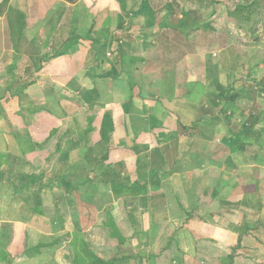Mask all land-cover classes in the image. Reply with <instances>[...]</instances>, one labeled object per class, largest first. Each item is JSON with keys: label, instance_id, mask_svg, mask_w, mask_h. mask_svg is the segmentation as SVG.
Returning a JSON list of instances; mask_svg holds the SVG:
<instances>
[{"label": "crops", "instance_id": "obj_1", "mask_svg": "<svg viewBox=\"0 0 264 264\" xmlns=\"http://www.w3.org/2000/svg\"><path fill=\"white\" fill-rule=\"evenodd\" d=\"M84 1L0 0V264H54L58 253L35 245L88 223L72 215L86 204L46 203L53 184L43 178L66 195L100 186L101 210L132 239L115 249L116 264H138L142 249L148 259L160 251L161 264H264V171L234 162L248 150L264 164L248 146L264 147V119L255 108L241 113L246 131L259 130L254 140L232 138L222 120L204 124L227 76L193 62L184 35L163 41L169 28L148 26V13H105L89 26ZM162 42L184 53L160 59ZM187 121L204 136L190 139ZM41 151L50 172L36 170ZM251 173L261 174L256 188ZM79 233L89 244L106 241L103 231Z\"/></svg>", "mask_w": 264, "mask_h": 264}, {"label": "rangeland", "instance_id": "obj_2", "mask_svg": "<svg viewBox=\"0 0 264 264\" xmlns=\"http://www.w3.org/2000/svg\"><path fill=\"white\" fill-rule=\"evenodd\" d=\"M80 5L89 8L91 12V16L88 17L89 26H95L93 25L94 22H101L105 13L116 16L118 12H126V9L134 8L135 13L141 12L146 13V16L147 13L151 15L148 17V26L151 28L155 30L160 27L169 28L166 31L168 34L163 33L164 35H162L163 41L168 39L167 41L172 43L177 36H180L179 34L184 35V42H188L185 46L186 53L193 62L212 64L223 76L228 78L220 91L221 94H219L221 101L213 106V114H209L208 117L204 116V118L199 117V120L202 119L204 124H208L210 121L213 123L212 120H222V123H226L227 133L232 138L255 139L259 130L255 133L246 131L244 122L247 116H243L241 113L247 111L248 107L255 108L260 118L264 119V0H131L129 3L127 0H85ZM93 17L94 19H92ZM200 28L202 34L198 36L195 31ZM168 42H165L166 44L162 42L159 56L160 59H166L170 62L172 58L174 59L184 53V50L182 49V52L180 51L177 54V46H169ZM137 52L139 53V51ZM134 53L135 50L125 55V59L132 60ZM206 108L210 110V105L206 104ZM228 110L232 113L229 114ZM263 119L260 121H263ZM194 121H187V124H191L186 130L192 136L190 139L199 138L196 137L197 135L204 136L203 130L192 125ZM262 131L264 130L262 129ZM246 133L249 134L250 138L244 137ZM252 145L253 142L248 145L251 151L264 155V147L257 151ZM55 148V146H52L46 149L55 150ZM196 148L197 151L202 149ZM38 149H41V147ZM241 153L242 151L234 153V162L238 165V168L240 163L242 165V162H244L249 165L246 168L251 172L264 171V169L258 167V165L264 166V164L258 163L255 157L251 158L248 155V150L247 154L242 155ZM47 154V151H41L36 155V158L42 161V164H38L37 171L50 172L48 166L52 159ZM232 165L233 169L237 171L236 165ZM260 178L261 174L253 175L251 173L250 187L256 188ZM41 181L47 182V186L53 184V194L49 193V188H46L43 193V196L47 198L46 203L51 200L55 201L61 207L63 206V209L69 203L77 207L86 204L84 206L87 211L72 210V215L73 218H82L84 213L89 220L88 223L79 225L77 231L71 232L69 238H56L53 242L37 243L36 248L42 249L48 245L56 251L59 258L58 262L54 264H116L114 261L119 260V258L116 257L115 249L121 245L128 246L132 243V239L124 240L119 237L112 220L107 217L105 210H101L106 202V197L101 194V190L100 194L98 193V190L101 189L100 186L96 189V184L93 185L88 182L87 185L82 186L81 184L83 188H78L80 189L78 190L79 193L75 192V189L74 194L70 192L66 195L62 192L64 190L63 184H56L55 180L50 181L49 178H43ZM244 182L246 181L244 180ZM57 198L59 199L56 201ZM47 225L49 224L40 228L43 230L49 229ZM83 227L84 230L103 231L102 238H106V241L102 244L93 245L85 240V244L79 233ZM31 231L35 233L33 228ZM142 250L144 255L141 260H138L140 261L138 264H149L147 260L151 264L167 262V259L163 260L165 258H163L160 251L157 253L152 252L151 258L149 256L148 259L145 250ZM186 263L191 264L192 261L187 259Z\"/></svg>", "mask_w": 264, "mask_h": 264}]
</instances>
